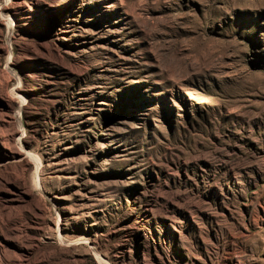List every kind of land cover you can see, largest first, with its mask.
Wrapping results in <instances>:
<instances>
[{"label": "rangeland", "instance_id": "obj_1", "mask_svg": "<svg viewBox=\"0 0 264 264\" xmlns=\"http://www.w3.org/2000/svg\"><path fill=\"white\" fill-rule=\"evenodd\" d=\"M0 264H264V0H0Z\"/></svg>", "mask_w": 264, "mask_h": 264}]
</instances>
